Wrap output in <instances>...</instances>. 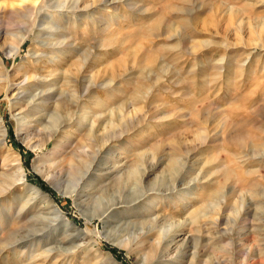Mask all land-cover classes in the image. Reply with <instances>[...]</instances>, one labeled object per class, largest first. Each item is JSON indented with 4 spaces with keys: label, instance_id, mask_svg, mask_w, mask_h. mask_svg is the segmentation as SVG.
I'll list each match as a JSON object with an SVG mask.
<instances>
[{
    "label": "rangeland",
    "instance_id": "obj_1",
    "mask_svg": "<svg viewBox=\"0 0 264 264\" xmlns=\"http://www.w3.org/2000/svg\"><path fill=\"white\" fill-rule=\"evenodd\" d=\"M0 122V264H264V0H0Z\"/></svg>",
    "mask_w": 264,
    "mask_h": 264
},
{
    "label": "bare ground",
    "instance_id": "obj_2",
    "mask_svg": "<svg viewBox=\"0 0 264 264\" xmlns=\"http://www.w3.org/2000/svg\"><path fill=\"white\" fill-rule=\"evenodd\" d=\"M21 42H23V37H22L20 43H21ZM20 43H19V44H20ZM18 47H19V46H17L16 49H18ZM6 86H7V87H6ZM3 87H5V90L8 91V94H9V91H10L9 89H11V88H10L11 85H6V84H5ZM12 95H13V94H12ZM11 104H12V103H11ZM0 123H1V122H0ZM3 134H4V131H3ZM41 143H42V142H38V143H36V144H32V143H31L32 145H31V144H30V145H31L33 148L41 149V148H42V144H41ZM17 158H18V157H17ZM17 158H16V159H17ZM17 164H18L17 168L20 170V169H21V166H20L19 163H17ZM33 167H34V169H37V170L42 171V172H48V171H49V169H48L46 166H44V165L41 166V164L38 163L37 159H35V160L33 161ZM23 179H24V174L22 173V170H21V175H20V177L18 178V180H23ZM91 219H92V217L87 218L86 223H87V224H88V223L90 224ZM86 233H90V232H86ZM86 233H85V234H86ZM139 236H140V235H139ZM136 237H137V235H136ZM136 237L134 238L135 241L133 242V240H132L131 243L128 242L127 245H126V247L130 248V247L132 246V242H133V243L136 242V239H137ZM167 246H168V244L166 245V247H167Z\"/></svg>",
    "mask_w": 264,
    "mask_h": 264
},
{
    "label": "trees",
    "instance_id": "obj_3",
    "mask_svg": "<svg viewBox=\"0 0 264 264\" xmlns=\"http://www.w3.org/2000/svg\"><path fill=\"white\" fill-rule=\"evenodd\" d=\"M38 180H39V183H40V185L43 187V188H45V189H48V188H46V186H45V184H44V182L42 181V180H40L39 178H38ZM49 190V189H48ZM109 249H110V251L114 254V255H116V256H120V252L116 249V248H114V247H111V246H107Z\"/></svg>",
    "mask_w": 264,
    "mask_h": 264
}]
</instances>
